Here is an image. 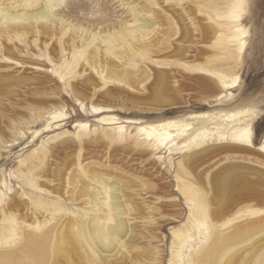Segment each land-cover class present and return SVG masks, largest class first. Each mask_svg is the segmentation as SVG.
Instances as JSON below:
<instances>
[{
	"label": "rangeland",
	"instance_id": "obj_1",
	"mask_svg": "<svg viewBox=\"0 0 264 264\" xmlns=\"http://www.w3.org/2000/svg\"><path fill=\"white\" fill-rule=\"evenodd\" d=\"M5 7L16 18L8 20L2 11ZM41 7L46 13L30 21L19 16ZM5 19L19 24L33 21V29L24 35L0 34V87L5 90L0 88L4 92H0V212L14 198L25 199L30 203L29 214L24 208L21 213L13 212V217L23 228L35 225L37 219L47 216L33 214L40 208L36 204L42 197L38 187L46 184L50 190L58 189L68 213H59L62 219L52 214L46 229L60 226L67 217L85 221L95 216L109 236L111 223L106 218L114 221L121 214L108 213L104 186L83 176L78 165L82 158L91 167H102V172L108 169L111 175L136 183L132 180L134 186L122 191L124 201L135 209L125 217L132 233L123 230L127 236L121 239L126 246L115 247L117 252H113L118 255L112 253L108 264H170L177 252L183 264L205 263L213 260L215 246L203 257L196 255L211 243L216 220L224 228L264 218V182L257 175V169L264 171V150L260 149L264 142V0H0V23ZM137 24L145 38L135 30ZM240 31L245 32L243 36ZM241 41L244 47L239 50ZM101 70L113 78L100 77ZM206 77L220 81V97L219 90L205 89L200 79ZM4 79L11 86L6 87ZM7 88L14 89L13 93ZM158 98H164L163 102ZM162 127H169L173 134L166 141L155 132ZM245 128L249 135L243 134ZM48 151L43 166V153ZM189 155L195 157L181 164L182 157ZM49 166L52 172L47 170ZM71 175L79 180H65ZM44 177L47 181L41 179ZM227 177L239 179V183L231 186L229 196L222 197L217 185ZM248 178L254 182L252 188ZM80 179L98 193L100 213L73 214L77 209L90 212L95 206L87 203L88 196L82 205L74 199ZM130 192L141 198H132ZM53 197L47 198L52 202ZM4 216L0 214V231L8 226L7 219H1ZM234 231L222 235L229 237ZM20 233L12 237L18 238ZM257 235L264 238V232L246 236L238 246L243 247L234 250L237 255L264 240ZM217 236L219 246L221 235ZM12 242L10 238L6 244ZM257 264H264V257Z\"/></svg>",
	"mask_w": 264,
	"mask_h": 264
},
{
	"label": "bare ground",
	"instance_id": "obj_2",
	"mask_svg": "<svg viewBox=\"0 0 264 264\" xmlns=\"http://www.w3.org/2000/svg\"><path fill=\"white\" fill-rule=\"evenodd\" d=\"M47 9H45V7H41L39 8L36 12L34 13H31V12H21L19 14V16H23V18L25 19H28L29 18H33V17H36V16H40L41 14L43 15L44 13H46ZM3 12H5V16H7V19L8 20H11L12 18H16L14 17V15H12V13L9 12V10L5 7L3 10ZM48 14V13H47ZM18 16V15H17ZM46 16V15H44ZM44 18V17H43ZM20 19V18H19ZM35 20V19H34ZM44 20V19H43ZM46 20V19H45ZM149 20V19H147ZM6 21V22H5ZM5 21L3 23H0V34H8V33H12L13 32L15 34H23L24 33H27L26 30H29V29H33V25L31 24V22H28L26 23L27 21H25V23L21 22L20 24L17 23L14 19V21L16 22H11L10 21H7L5 19ZM13 21V20H12ZM24 21V20H23ZM30 21V20H29ZM36 21V20H35ZM34 21V23H35ZM9 22V23H8ZM40 22V21H39ZM47 23V21H46ZM154 23V22H153ZM157 23V22H155ZM19 24V25H18ZM48 24V23H47ZM22 25V26H21ZM40 25V23H39ZM146 25V24H144ZM156 25V24H155ZM160 25V24H159ZM38 26V24H37ZM138 27H136V31L138 32V34H144L143 33V28L141 26H139V24H137ZM148 26V25H147ZM153 26V25H152ZM141 27V28H140ZM144 27V26H143ZM154 27V26H153ZM160 27V26H159ZM145 28V27H144ZM149 28V27H148ZM146 28V29H148ZM151 30H152V27H150ZM156 28V27H155ZM165 28V27H164ZM209 28V27H208ZM212 28V27H211ZM43 29V28H41ZM45 29V28H44ZM47 29V28H46ZM145 29V30H146ZM48 30V29H47ZM140 30V32H139ZM158 30V29H157ZM211 30V29H210ZM209 30V31H210ZM32 31V30H31ZM43 31V30H42ZM201 31V30H200ZM215 31V30H214ZM33 32V31H32ZM45 32V31H44ZM47 32V31H46ZM45 32V33H46ZM161 32V31H160ZM159 32V33H160ZM10 33V34H11ZM134 33V32H133ZM158 33V34H159ZM162 33V32H161ZM244 31H240L239 32V36H243L244 35ZM9 34V35H10ZM147 34V33H146ZM151 34V33H150ZM150 34H148V37L150 36V38L152 37ZM26 35V34H25ZM137 35V34H136ZM160 35V34H159ZM158 35V36H159ZM3 36V35H1ZM8 36V35H7ZM139 36V35H137ZM154 36V35H153ZM157 36V35H156ZM6 37V36H4ZM3 37V38H4ZM9 37V36H8ZM7 37V38H8ZM13 37V36H11ZM140 37H144L145 36H140ZM147 37V36H146ZM163 37V36H162ZM10 38V37H9ZM14 38V37H13ZM15 38H17L15 36ZM96 39L98 37H95ZM103 38H106V37H103ZM125 38V37H124ZM193 38V37H192ZM113 39V38H112ZM157 39V38H156ZM161 39V38H160ZM3 40V39H1ZM6 40V38H5ZM9 40V39H8ZM100 41V39H98ZM111 40V39H110ZM109 40V41H110ZM115 40V39H114ZM141 40V39H140ZM152 40V39H151ZM191 40V39H190ZM103 41V40H102ZM132 41V40H131ZM135 41V40H134ZM1 42V41H0ZM111 42V41H110ZM113 42V41H112ZM111 42V43H112ZM142 42V40H141ZM149 42V41H147ZM153 42V40H152ZM3 43V42H2ZM96 43V42H95ZM98 43V42H97ZM144 43V42H142ZM150 43L151 41L149 42V46H150ZM1 44V43H0ZM9 44H11V40L9 42ZM101 43H99L100 45ZM129 44V43H128ZM180 44V43H179ZM4 45V48L6 47L5 44ZM8 45V44H7ZM144 45V44H143ZM142 45V46H143ZM153 47V44H151ZM160 45V43H159ZM177 45V44H176ZM2 46V45H1ZM96 46V44H95ZM114 46V44H113ZM141 46V45H140ZM180 46V45H179ZM15 47V46H14ZM101 47V46H100ZM244 47V42L241 41L238 43V49L241 50L243 49ZM11 47L9 46V49ZM120 48V47H119ZM144 48V46H143ZM2 49V47H1ZM8 49V52H11L9 51ZM12 49V48H11ZM10 49V50H11ZM15 49V48H14ZM149 49V47H148ZM5 50V49H4ZM96 50V49H95ZM143 50V49H142ZM150 50V49H149ZM3 51V49H2ZM92 51V50H91ZM159 51V50H158ZM4 52V51H3ZM97 52V51H96ZM143 52V51H142ZM175 52V51H174ZM95 53V51L93 52ZM116 53V52H115ZM149 53V52H148ZM99 54V53H98ZM127 54V53H126ZM6 55V54H5ZM9 55V54H8ZM103 55V54H102ZM143 55V54H142ZM172 55V54H171ZM98 56V55H97ZM148 56V55H147ZM151 56V55H150ZM170 57V56H169ZM135 58V57H134ZM161 58V57H160ZM165 58V57H164ZM168 58V57H167ZM111 59V58H109ZM104 60V59H103ZM107 60V59H106ZM159 60V59H158ZM105 61V60H104ZM123 61H126V60H123ZM155 61V60H154ZM153 61V62H154ZM167 61V60H165ZM178 61V59L176 60ZM182 61V60H181ZM95 62V61H94ZM133 62V61H131ZM159 62V61H158ZM183 62V61H182ZM100 63V62H99ZM86 64V63H85ZM136 64V63H135ZM161 64V63H160ZM177 64V63H176ZM101 65V64H100ZM115 65V64H114ZM154 65V64H153ZM87 66V65H85ZM103 66H106V65H103ZM101 66V68L103 67ZM121 66V65H120ZM83 67V66H82ZM92 67V66H91ZM112 67V66H111ZM137 67V66H136ZM86 68V67H84ZM94 69V68H93ZM104 69V68H103ZM106 69V68H105ZM112 69V68H111ZM127 69V68H126ZM125 70V69H124ZM123 70V71H124ZM160 70V69H159ZM82 71V69H81ZM80 71V72H81ZM92 71V70H91ZM127 71V70H126ZM94 72V71H92ZM109 72H112V71H109ZM116 72H120V71H116ZM131 72V71H130ZM129 72V73H130ZM154 72V71H153ZM161 72V71H160ZM159 72V73H160ZM164 71H162L161 73H163ZM195 72V71H194ZM100 74V77L103 76L104 79H109V78H113V75H107L106 73H108V71L105 73V70H101L98 72ZM114 73V72H113ZM112 73V74H113ZM121 73V72H120ZM128 73V72H127ZM128 73V74H129ZM132 73H135L132 71ZM131 73V74H132ZM165 73V76H166V72ZM209 73V71L207 72ZM98 74V75H99ZM119 75V73H117ZM137 74V73H136ZM173 74V73H172ZM199 75V73H197ZM215 74V73H214ZM5 75V74H4ZM7 75V74H6ZM93 75V74H92ZM133 75V74H132ZM160 75V74H159ZM163 75V74H161ZM168 75V74H167ZM197 75V76H198ZM202 75V74H201ZM209 75V74H208ZM213 75V74H212ZM211 75V76H212ZM10 76V74H9ZM15 76V75H14ZM96 76V75H95ZM115 76V75H114ZM123 76V75H122ZM125 76V75H124ZM150 76V75H149ZM204 76V74H203ZM207 76V75H206ZM217 78H219V80L222 81V77L219 73L216 75ZM20 77V76H19ZM34 77V76H33ZM93 77V76H92ZM99 77V76H98ZM117 77V76H116ZM115 77V78H116ZM121 77V75H120ZM135 77V75H134ZM139 77V76H138ZM196 77V76H195ZM201 77V76H200ZM209 77V76H208ZM2 78V77H1ZM9 78V77H8ZM13 79V76L11 77ZM18 78V77H17ZM36 78V77H35ZM133 77L130 76V80L132 79ZM159 78V76H158ZM162 78V77H161ZM177 78V77H176ZM5 79H6V76H5ZM4 79V81H5ZM29 79V78H28ZM80 79V78H79ZM91 79V78H90ZM120 79V78H119ZM125 79L126 76H125ZM173 79V78H171ZM195 79V78H194ZM18 80V79H17ZM20 80H21V77H20ZM25 80V79H22V81ZM32 80V82H34V78L33 79H30ZM87 80V79H85ZM123 80V78H122ZM128 80H129V76H128ZM134 80V79H133ZM136 80V78H135ZM202 81V83H204L205 85V89H209V90H213V89H216L217 91L219 90L218 92V95L217 97H220L222 95V89H220V84H218L219 82H216L215 80L213 79H207L206 78H201L200 79ZM14 81V80H13ZM15 81H16V77H15ZM14 81V83H15ZM29 81V80H28ZM36 81V79H35ZM82 81V80H81ZM102 81V80H101ZM126 81V80H125ZM159 81V80H158ZM161 81V80H160ZM164 81V80H163ZM199 81V80H198ZM1 82V81H0ZM26 82V80H25ZM84 82V80H83ZM89 82V81H88ZM92 82V81H90ZM89 82V83H90ZM94 82V81H93ZM92 82V83H93ZM110 82V81H109ZM128 82V81H126ZM124 82V83H126ZM236 82V80L233 81V84ZM2 83H7L6 81L5 82H2ZM17 83V82H16ZM21 83V82H20ZM19 83V84H20ZM37 83V82H36ZM40 83V81H39ZM42 83V82H41ZM86 83V82H85ZM113 83V82H111ZM122 83V84H124ZM130 83V82H129ZM137 83V82H136ZM161 83V82H160ZM9 86L10 83H7ZM24 84V82L22 83ZM26 84V83H25ZM31 84V83H30ZM88 84V83H86ZM94 84V83H93ZM105 84V82H104ZM128 84V83H127ZM159 84V83H158ZM173 84V83H172ZM179 84V83H178ZM16 85V84H15ZM39 85V84H37ZM74 84H72L73 86ZM85 85V84H84ZM130 85V84H129ZM161 85V84H160ZM197 85V83H196ZM203 85V86H204ZM1 86V84H0ZM3 86V85H2ZM5 86V85H4ZM11 86V85H10ZM14 86V85H13ZM87 86V85H86ZM89 86V85H88ZM91 86V85H90ZM99 86V85H98ZM109 86V85H108ZM119 86V85H118ZM137 86V85H136ZM157 86V85H156ZM164 86V85H163ZM171 86V85H169ZM189 86V85H188ZM187 86V87H188ZM224 86V85H223ZM159 87V86H157ZM2 88V87H0ZM152 88V87H151ZM162 88V87H161ZM171 88V87H170ZM200 88V87H199ZM204 88V87H203ZM3 89V88H2ZM1 89V90H2ZM9 90V88H7ZM33 89V88H32ZM103 89V88H102ZM167 89V88H166ZM204 89V90H205ZM4 90V89H3ZM7 90V92H8ZM13 90H9L10 92L13 93ZM122 90V89H121ZM169 90H172L169 89ZM214 92V94H217L216 91ZM5 91V90H4ZM159 91V90H158ZM164 91V89H163ZM162 91V92H163ZM173 91V90H172ZM207 91V90H205ZM1 92V91H0ZM3 92V91H2ZM1 92V93H2ZM15 92V91H14ZM36 92V91H35ZM110 92L112 93V91L110 90ZM109 92V93H110ZM160 92V91H159ZM209 92V91H208ZM4 93V92H3ZM32 93H33V90H32ZM45 93V92H44ZM43 93V94H44ZM147 93V92H146ZM158 93V92H157ZM210 93V92H209ZM7 94V93H6ZM11 94V93H10ZM9 94V95H10ZM80 94V93H79ZM145 94V93H144ZM154 94V93H153ZM164 94V93H163ZM208 94V93H207ZM1 95V94H0ZM14 95V94H13ZM114 95V94H113ZM138 95V93H137ZM171 95V94H170ZM211 95V94H210ZM208 95V96H210ZM31 96V95H30ZM38 96V95H37ZM107 96V95H106ZM145 96V95H144ZM174 96V95H172ZM177 96V95H176ZM207 96V95H205ZM211 96H214V95H211ZM11 97V96H10ZM158 97V96H157ZM215 97V96H214ZM95 98V97H94ZM152 98V97H151ZM160 98V97H159ZM158 98V99H159ZM183 98V97H182ZM181 98V99H182ZM196 98V97H195ZM96 99V98H95ZM113 99V98H112ZM147 99V98H145ZM164 99V98H163ZM163 99H159L161 102H163L162 100ZM168 100V99H167ZM128 101V100H127ZM173 101V100H172ZM180 101V100H179ZM178 101V102H179ZM153 102V101H152ZM166 102V100H165ZM168 102V101H167ZM2 103V102H1ZM149 103V102H148ZM156 103V102H155ZM170 103V102H169ZM174 103V102H172ZM181 103V102H180ZM130 104V103H129ZM153 104V103H152ZM167 104V103H166ZM25 105V104H24ZM150 105V104H149ZM165 105V104H164ZM168 105V104H167ZM1 106V105H0ZM22 107V106H21ZM36 107V106H35ZM136 107V106H135ZM166 107V105H165ZM169 107V106H168ZM142 108V107H141ZM152 108V107H151ZM167 109V108H166ZM31 110V109H30ZM8 112V111H7ZM6 112V113H7ZM146 112V111H145ZM28 113V112H27ZM7 115V114H6ZM7 119V118H6ZM20 119V118H19ZM22 119V118H21ZM33 121V120H32ZM9 125V124H8ZM14 126V125H13ZM6 130V129H5ZM10 130V129H9ZM11 131V130H10ZM155 132L159 135V137L161 138V141H166L167 139H170L173 134L172 132H170V129L169 127H162V128H155ZM1 133V132H0ZM4 133V132H3ZM14 133V132H13ZM243 134H246V135H249V129L248 128H245L243 130ZM3 134L1 133L0 136H2ZM12 135V134H10ZM16 135V133L14 134ZM5 137L8 138V136L4 135ZM12 138V137H10ZM239 140L240 137H238ZM7 140V139H6ZM9 140H12V139H9ZM70 141V140H69ZM69 141L67 140L66 143H69ZM86 141V140H85ZM91 141V140H90ZM59 142V141H58ZM61 142V141H60ZM64 143V142H62ZM92 143V142H91ZM59 144V143H58ZM57 145V144H56ZM68 145V146H69ZM61 147V143H60V146ZM63 147V146H62ZM72 147V146H71ZM53 148V146H52ZM57 147H55L56 149ZM68 148V147H67ZM62 150H64L63 148H61ZM66 149V148H65ZM69 149V148H68ZM205 149V148H204ZM207 149V148H206ZM205 149V151H206ZM260 149H263L264 150V142L263 144H261L260 146ZM60 150V148H59ZM208 150V149H207ZM51 151V149H50ZM44 152L43 153V158H42V165L44 166L45 165V159L49 156V152ZM56 151H58L56 149ZM87 151V150H86ZM201 151V150H200ZM53 152V151H52ZM62 152V151H61ZM67 152V151H66ZM94 152V151H93ZM65 153V152H64ZM203 153V152H202ZM58 154V153H57ZM70 154V153H69ZM192 154V153H191ZM199 154V153H197ZM52 155V154H51ZM59 157V155H57ZM67 156V154H66ZM72 157V155H70ZM94 156V155H93ZM53 155L50 157L52 158ZM61 157V156H60ZM84 157V156H83ZM195 156L194 155H189V156H183L182 157V160H181V164H187L189 160H191L192 158H194ZM50 158H48L47 160H50ZM63 158V157H62ZM56 159V158H55ZM54 159V160H55ZM70 159V158H69ZM41 160V159H40ZM53 160V161H54ZM58 161V160H57ZM62 161V160H61ZM68 160H66L67 162ZM86 161V160H84ZM82 158H80V161L78 162V165L80 166V169L82 170L83 172V176L86 177L87 180L89 181H92V182H95L101 186H104L103 189H104V194H105V197L106 199H108V206L110 207L109 208V214L110 212H112L111 214H121L119 215L117 218L115 217L114 221L112 220L113 218H111L109 215L108 218H106V221H109V223H111L108 227H107V230L109 229V236L106 235V228H104L105 226L103 225V222L96 219L95 216H92L91 218H89L88 220H85V221H77L76 219H74L75 217H70L68 218L67 217V221L65 223H62L60 226H58L57 224L55 226H53L52 228H50L49 230L46 229V225L50 222V219L53 218V215L52 214H57L59 215V213H63V214H68L66 209H65V206L66 204L64 202H62L59 197V195H57V191L58 189H54V190H50L48 189L47 186L46 187V184H41L39 185L38 187V190L39 192L42 194V197H40L41 199L38 200L37 198V203L38 206L40 207L39 210H38V213L37 211H34L33 209V214H47V216H45V218L43 219H35V225H32V226H28L26 228H23V226H21V224L16 220L15 218L13 217V212H20V209H24L26 208L27 209V213L28 211H30V208L29 206L27 205V202L25 199H20V198H14L13 202H12V205L9 207V208H6L4 207L3 211L0 212V214H5V216L1 219H7L6 221L8 222V226L7 225H4L0 231V264H39V263H43V264H108L109 262V259L112 257L113 258V254L116 253L117 251L114 250L115 247H117L118 245H122V246H126V244L124 245L123 242H124V238L121 239V237H124L125 235L127 236V234H124L122 233L123 230L124 232H128V226L130 227V224L128 223V220L125 218L127 216V214H133V210L134 207L132 208L131 205H129V202H126L124 201V198L125 196L123 195L122 191L124 188H131L133 185V181L130 179H125L123 178L122 176H117V175H111V173L109 172V170L107 169L105 172H102L100 170H103L104 168L101 167V169L99 168H96V167H91L89 163H86L84 162ZM48 162V161H47ZM46 162V163H47ZM68 163V162H67ZM50 165V164H49ZM46 166V165H45ZM48 166V165H47ZM108 166V165H107ZM32 167V166H31ZM52 167V166H51ZM57 167V166H56ZM42 168V167H41ZM49 171L50 170V166L47 167ZM67 168V167H66ZM45 169V168H44ZM57 169V168H56ZM179 169L181 170V168L179 167ZM43 169L40 170L39 173H41ZM55 170V169H54ZM113 170V169H112ZM111 170V171H112ZM66 171V170H65ZM77 171V170H76ZM45 172V171H44ZM52 172V171H51ZM60 172V171H59ZM67 172V171H66ZM113 172V171H112ZM50 173V172H49ZM54 173V172H53ZM120 173V172H118ZM116 174V173H115ZM121 174V173H120ZM40 175V174H39ZM57 175V174H56ZM70 175V174H69ZM255 175V174H254ZM257 175H258V179L262 182H264V171L260 170V169H257ZM41 176V175H40ZM39 176V177H40ZM43 176V175H42ZM67 176V175H66ZM46 177V176H45ZM41 178V179H46V178ZM60 177V175L58 176ZM125 177V176H124ZM127 177V176H126ZM55 178V177H54ZM79 180V177L76 176V175H71V177H65V180L67 179L68 181L69 180ZM132 178V177H131ZM251 178V177H250ZM248 178V184L250 186V188H252L254 186V182L252 181V179ZM40 179V178H39ZM51 179V178H50ZM49 179V180H50ZM30 180V179H29ZM59 180V179H58ZM32 181V180H30ZM47 181V180H45ZM63 181V180H62ZM44 182V181H43ZM51 182V181H50ZM53 182V181H52ZM57 182V181H55ZM60 182V180H59ZM65 182V181H63ZM70 183V182H69ZM239 183V179H231L229 177H227L226 179L222 180L221 182H218V185L219 186L218 188L220 189V191L222 192V195H220V193H218L220 196L223 197V194L226 195V196H229L228 195V191L231 189V186H237V184ZM261 184V182H259ZM49 184V183H48ZM61 184V183H60ZM58 184V185H60ZM72 184V182L70 183ZM77 184V183H76ZM134 184L135 181H134ZM146 184V183H145ZM53 185V184H52ZM51 185V186H52ZM62 185V184H61ZM66 185V184H65ZM143 186V184H141ZM258 185V184H257ZM263 185V184H262ZM41 186V187H40ZM55 187H57V185H54ZM70 185L68 184V186L66 187H69ZM75 186V185H73ZM146 186V185H145ZM216 186V185H215ZM79 187V186H78ZM141 187V186H140ZM148 187V186H147ZM62 188V187H60ZM64 188V187H63ZM62 188V189H63ZM74 188V187H73ZM143 188V187H142ZM262 188V187H261ZM68 189V188H67ZM72 189V188H71ZM181 189V188H180ZM60 190V189H59ZM65 191V189L63 190ZM61 191V192H63ZM68 191V190H67ZM70 191V189H69ZM68 191V192H69ZM72 191V190H71ZM182 191V189H181ZM74 192V191H73ZM78 196L75 197L74 199L76 201H78L79 204H84L86 203V201L84 200H87L86 197L88 196L89 199H88V204H95V206H92V210H90V212L85 209V210H82V209H77L76 212H73L74 215H90L91 213L92 214H98L100 213L102 210L101 208L99 207V201H97L98 199V193H96L95 191H93L92 189L89 190L88 188V181H85V180H81L80 179V190H78ZM66 193V191L64 192ZM61 194V193H60ZM69 194V193H68ZM49 195H52L55 197V201L52 200V202H50V200H48V196ZM66 195V194H65ZM65 195H62L63 197ZM77 194H75L74 196H76ZM61 196V197H62ZM68 196V195H67ZM71 196V195H70ZM69 196V197H70ZM73 196V197H74ZM129 196H134L132 198H135V199H138V198H141L139 196H137V193L136 192H130L129 193ZM53 197V198H54ZM221 197V198H222ZM225 197V196H224ZM23 198V197H21ZM29 198V197H28ZM57 198V199H56ZM71 198V197H70ZM28 200V199H27ZM33 200V199H32ZM31 200V201H32ZM64 200V199H63ZM140 200V199H139ZM34 203V202H33ZM30 204V203H29ZM35 204V203H34ZM140 204V203H139ZM138 205V204H137ZM32 206V205H31ZM140 206V205H139ZM145 207V205H143ZM142 206V208L144 209V207ZM137 207V206H135ZM147 207V206H146ZM140 209V208H139ZM142 209V210H143ZM137 210V209H136ZM147 210V208H146ZM139 211V210H137ZM32 212V211H31ZM147 212V211H146ZM21 213V212H20ZM142 213V211H141ZM148 213V212H147ZM257 213V212H256ZM26 214V213H24ZM29 214V213H28ZM51 214V217H49V215ZM264 214V210H263V213ZM73 215V216H74ZM253 215V216H252ZM251 216L254 217L255 214H252ZM260 214H258L259 216ZM41 216V215H40ZM60 216V215H59ZM257 216V215H256ZM62 216L59 217V219H62L61 218ZM83 217V216H82ZM251 217V219H252ZM78 218V217H76ZM259 217H257L258 219ZM57 219V218H56ZM79 220L81 218H78ZM87 219V218H85ZM255 220L253 221V219L249 222V223H244L243 224H234V227H232L230 224L229 226H226L224 228H220L219 225L217 224V220L214 222V227H213V230H212V241L210 244H208L206 247H204L203 249L199 250L197 255L198 257H203L204 255H206V253L210 252L212 250V247H214V251H213V260H208L206 261L205 263H199V264H257L260 262V260L262 259V257H264V240H258V242L254 243L253 245L249 246L247 249H245V251L243 252V254L241 255H237L239 253H236L234 250L236 249V247H238L242 241L245 240L246 236L250 235V234H260V233H263L264 232V218H260L258 220ZM52 221V220H51ZM58 221V220H57ZM56 221V222H57ZM112 221L114 222L112 224ZM62 221H60L61 223ZM58 223V222H57ZM235 223V222H234ZM242 223V222H241ZM107 226V225H106ZM229 227V228H228ZM77 229V230H76ZM227 230H235L233 233H231L229 235V237H224L222 235L223 232L227 231ZM19 231H21L20 235L18 236V238H15V237H12V236H15V235H18ZM18 232V233H17ZM129 234L132 233V232H128ZM124 234V235H123ZM217 235H221L220 238H219V242L221 245L216 246V241L218 239V236ZM129 236V235H128ZM263 236V235H262ZM259 237L257 235V238L259 237L260 239L263 238V237ZM11 238V240L13 239V242L9 245L6 244V242ZM17 239V240H15ZM264 239V238H263ZM252 240V239H251ZM254 240V239H253ZM261 241V242H260ZM247 242V241H246ZM244 242V243H246ZM254 242V241H253ZM125 243V242H124ZM218 243V242H217ZM98 244V245H96ZM85 245H87V248H91L90 251L88 252L87 250H85ZM100 245V246H99ZM245 245V244H244ZM248 245V244H247ZM250 245V244H249ZM122 246H121V250L122 252L124 253V249H122ZM85 247V248H84ZM243 247V246H242ZM241 247V248H242ZM86 248V249H87ZM88 248V249H89ZM119 248V247H118ZM116 248L117 250H120ZM126 248V247H124ZM239 248V247H238ZM239 248V249H241ZM85 250V252H84ZM116 251V252H113ZM120 250V251H121ZM134 250V249H133ZM153 250V249H152ZM243 250V249H242ZM140 251V250H139ZM143 251V250H142ZM147 250H145L146 252ZM131 252H132V249H131ZM137 252V251H136ZM148 252V251H147ZM146 252V253H147ZM152 251L148 252V253H151ZM113 253V254H112ZM121 253V252H120ZM126 253V252H125ZM140 253V252H139ZM147 253V254H148ZM155 253V251L153 252ZM157 253V251H156ZM117 254V253H116ZM134 256H136L137 253L134 252ZM145 253L143 252V255ZM145 254V255H147ZM118 255V254H117ZM123 255V254H122ZM126 255V254H125ZM123 255L124 257L122 258V260H126V256ZM158 255V254H157ZM121 256V255H119ZM151 256V255H150ZM149 256V258H150ZM139 257V256H138ZM147 257V256H146ZM145 257V259L147 260V258ZM154 257V256H153ZM157 257V256H156ZM118 259V258H117ZM151 259V258H150ZM174 260H172V262L170 264H183V261H182V258L181 256L177 254L174 256L173 258ZM136 260H137V257H136ZM154 259H152L153 261ZM157 261V260H156ZM149 262V260H148ZM263 262V261H262ZM110 263V262H109Z\"/></svg>",
	"mask_w": 264,
	"mask_h": 264
}]
</instances>
